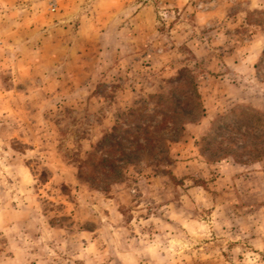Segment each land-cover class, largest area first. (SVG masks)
<instances>
[{
    "label": "rangeland",
    "instance_id": "374dc122",
    "mask_svg": "<svg viewBox=\"0 0 264 264\" xmlns=\"http://www.w3.org/2000/svg\"><path fill=\"white\" fill-rule=\"evenodd\" d=\"M132 109L169 162L81 178ZM0 264H264V0H0Z\"/></svg>",
    "mask_w": 264,
    "mask_h": 264
},
{
    "label": "trees",
    "instance_id": "16d2710c",
    "mask_svg": "<svg viewBox=\"0 0 264 264\" xmlns=\"http://www.w3.org/2000/svg\"><path fill=\"white\" fill-rule=\"evenodd\" d=\"M168 99L171 100L170 97ZM177 102L178 112L174 111L173 117L171 116L174 120L177 116L186 120L194 115L196 107H192L190 101L184 102L183 105L179 99ZM123 116L125 120L118 122L112 131L105 135L98 149L93 153L90 160L92 174L81 172V178L103 184L104 190H108L113 183L124 177V169L129 165H138L142 159L151 161L157 167L169 162V156L164 150L165 146L164 148L162 146L165 136L160 128H154L152 125L155 117L145 114L143 109H132ZM146 121L147 123L144 124ZM170 130L173 137L183 128L179 130L175 127ZM166 143L164 144L167 145Z\"/></svg>",
    "mask_w": 264,
    "mask_h": 264
}]
</instances>
